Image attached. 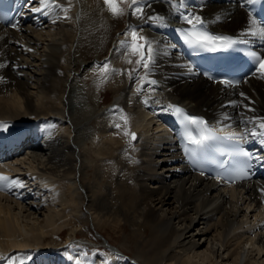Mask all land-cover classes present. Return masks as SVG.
Wrapping results in <instances>:
<instances>
[{"label":"bare ground","instance_id":"6f19581e","mask_svg":"<svg viewBox=\"0 0 264 264\" xmlns=\"http://www.w3.org/2000/svg\"><path fill=\"white\" fill-rule=\"evenodd\" d=\"M244 1L137 0L143 18L132 14L135 5L130 7L129 39L115 42L106 73L97 66L101 74L95 83H108L109 90L102 93L83 80L94 72L89 61L78 71L77 45L82 16L99 15L106 9L103 2L58 0L69 9L64 13L55 7L36 12L39 0H28L30 9L18 24L0 25V122L47 139L46 146L34 142L15 161H0V175L9 178L0 191V264L25 249H58L55 238L66 228L77 238L85 213L102 231L130 230L135 245L132 255L112 245L95 249L91 264H264V175L228 190L193 172L180 153L176 131L163 125L162 113L163 108L187 106L215 125L261 133V72L239 87L213 84L191 67L177 42L176 27L190 25L185 17H200L216 32L257 42L250 34L233 31L239 22L249 31L253 18ZM133 30L152 48L147 70L130 54ZM78 75L89 103L100 97L89 104L82 96L85 116L80 127L73 109ZM109 92L114 100L107 105ZM57 178L66 196L61 199L57 190L51 194L49 189V196L39 202L29 199L26 188L48 187ZM39 213L42 219L33 224L23 219ZM82 248L88 258L90 248ZM74 255L58 264H79ZM45 260L43 256L40 264Z\"/></svg>","mask_w":264,"mask_h":264},{"label":"rangeland","instance_id":"374dc122","mask_svg":"<svg viewBox=\"0 0 264 264\" xmlns=\"http://www.w3.org/2000/svg\"><path fill=\"white\" fill-rule=\"evenodd\" d=\"M95 2L99 4V2L102 3L103 0H95ZM130 2H131V0H129V3ZM120 6L124 9L125 14L123 16L114 17L107 10V7L105 6L106 9L105 8H104L105 10L102 9L99 15H96L95 11H93L95 13L94 15H96V16H91V17L82 16V18L80 20V33H79L80 39H79V42L77 45L78 52H79V61L77 63V69H78V71L81 72V69H82L81 65L84 61L85 62L89 61L90 66L91 65L94 66V72L90 74V77H92V78H90V79L83 78V80L87 83V85L92 90H94L98 93H102L103 91L109 90V89H107L108 83L106 84V87L101 86L99 83H97V84L95 83L96 80H98L99 75L101 74V71L99 68L103 69V66L105 64H107L109 66L110 58L107 56L111 52L112 48H114L112 46L115 45L116 41H118L119 39H121L122 41L124 39H127V38L129 39V37L127 36V35H129L128 26H127V22H128L127 18H128V14L130 11V7L128 4H121ZM239 23H238V26L240 25ZM118 51L119 50H116V52H118ZM123 54H125V53H123ZM136 70H137V66H135V64H134L133 71H136ZM78 76L79 77H76L77 80H74V81L76 82V84L79 87L78 89H80V90L77 89V91L75 93V96H74L75 105H74L73 109L76 110V112H75V116H76L75 124L78 127H80L84 124V120L82 119V117L85 116V110H84L85 105L84 106L81 105V103L85 104L84 103V97L82 98V96H86V100L88 103H89V96H88L87 90L86 89L83 90L85 83H83V81L80 80V75H78ZM78 91H80V92H78ZM109 94H110V96L105 101L106 104H110L114 99L113 94L110 92H109ZM94 96L95 95H92V97H94ZM99 101H100V97L97 98V101L95 103H89V104H96ZM80 105H81V108H80ZM77 107L79 110L77 109ZM59 122H60V120L57 121V123H59ZM83 132L86 133V129H83ZM90 142H91V140L88 141V145H90ZM81 146L86 148L87 151L89 150V147L86 144L81 143ZM18 179L20 180V179H22V177L18 176ZM54 180L57 181V184H59L60 187H62L64 185V183L60 184V179H59V181H58V178L54 179ZM54 180H53V182H54ZM57 184L55 182L54 187L52 186V184H50V186H48V187H41L42 190H44L43 194L40 191V189H36L39 187L36 185L35 186L36 190L33 191L32 193L33 194L36 193V196H39L41 199L39 197L34 198V196H30L29 199L33 198V200L35 202L36 201L39 202L40 200L45 198L46 195L49 196L50 191H51V194H53V192L55 191L54 189L58 186ZM60 187L58 186V190L61 189L63 192L55 191L56 194L58 193L59 198H61L60 195L63 197V195L65 194V190H63ZM49 189H50V191H49ZM65 196H66V194H65ZM37 199H39V200H37ZM65 199H66V197L63 198V200H65ZM59 207H61V206H59ZM33 212H35V211L33 210ZM68 213L70 215L74 216L72 214V212H68ZM85 214H86L85 215L86 216L85 221H84L85 226H84V228L82 226V228L79 229V234H78V237H80V238L82 237V239L85 240V243H87L86 241H88L87 244L94 246L95 245L94 241H99V244H103V242H105V240L107 239L106 242H108V240H109L113 245H116L117 247L121 248L124 252L128 253L129 255H132L134 253L135 245H134L132 236L129 235V233H130L129 229H128L129 231H127L125 233L124 232H115L112 229H109V231H104V230L102 231L98 226L97 227L94 226V224L92 222L91 215L87 214V213H85ZM29 216L23 217V219L29 223H32V224L35 222H38V219L40 220L43 217L41 213L31 214ZM84 229H86V230L84 231ZM74 238H75L74 236L73 237L70 236L69 228H66V230L63 232V234H61V236L55 238V243L56 244L61 243L60 242V240H61V241H67L66 243H64V245L69 244V242L74 240ZM80 238H78V239H80ZM83 246H84V244L82 245V247ZM85 246H87V245L85 244ZM78 247H80V246L73 245V246L69 247V249H71L75 253L74 256L77 259V261L79 260V263H80V261L85 260V261H87L86 262L87 264H91V262H89V261L93 260L92 257H94L93 255L96 254V250L94 249L93 254H90V253L88 254V256L90 255L89 256L90 258L88 257L89 258L88 259L87 257H84L85 254H82V253H84L83 248L80 247L81 249L79 250ZM87 247H89V246H87ZM37 249L38 248H33L32 250H37ZM40 249H43V247ZM26 250H30V249H25L23 251H19L17 253H14L9 258H23V256L25 255L23 252ZM43 250H49V249L44 248ZM89 250H92V249L90 248ZM66 252H70V251H66ZM76 255H78V256H76ZM81 256L84 257L83 260H82ZM85 256H87V255H85ZM83 263L86 264L84 261H83Z\"/></svg>","mask_w":264,"mask_h":264},{"label":"snow or ice","instance_id":"6c2138e0","mask_svg":"<svg viewBox=\"0 0 264 264\" xmlns=\"http://www.w3.org/2000/svg\"><path fill=\"white\" fill-rule=\"evenodd\" d=\"M69 4L71 3V0H68ZM105 6L107 7V10L114 16V17H120L123 16L124 9L120 6L121 4H128L129 7L133 8V15H137L140 18H143V8L141 4L137 3V0H131L129 3V0H103ZM40 3L42 5L41 8H36L34 11L36 12H42L44 8L49 7H55L59 9L61 12L67 13L69 10L67 7L62 5L58 2V0H40ZM150 19H161L160 17H151ZM186 22L190 25H192V30L185 33V43L188 44L192 48L197 49H205L208 51H216L217 48H225V47H231L232 45L243 42L239 41L238 39L228 37V36H217L209 34L207 31H201L198 30L197 25H203V21L200 17H195L194 19H189L185 17ZM257 21L253 19L251 21V25L248 32L242 33L241 35H252L256 36L259 35L262 39H264V28L257 29ZM132 37V44L129 46L130 54L138 57L136 60V64L138 66H141L143 69L147 70L149 68V63L153 62V56H152V48L150 44L145 40L143 37H139L137 32L135 30L131 31L130 33ZM138 41H144V43H139ZM145 45H147L146 51H145ZM255 60L259 61V71L261 72V78H264V59H261L260 57L256 56L255 53L252 54ZM128 63L131 64L132 61L128 60ZM108 65L105 64L103 66L102 71L107 72ZM139 83V80H138ZM150 83H155L154 81H150ZM221 83H225L228 86H231L230 81H222ZM147 103V101H145ZM172 107V106H169ZM174 113L181 117V122L185 125V128L187 129V126L192 125L195 126L199 131V138L193 136L190 131L187 132V140L195 144L197 146V149H203L206 146V143L210 140H216L218 137L213 135L209 129L206 126L205 121L199 118L188 116L183 112L182 109L176 107L173 109ZM125 120V123H127L126 117H121ZM3 127H7V125H4ZM116 127L119 128L120 125L116 124ZM259 127L261 129H264V119L261 120ZM129 133H125V135H128ZM252 135H256L255 132L251 133ZM132 139H135V134H131ZM228 140H235L238 139V137L235 136V134L226 137ZM223 154V153H222ZM236 155L248 157L249 153L247 152H238ZM247 173L244 170V168H239L236 172V177L240 178L243 176H246ZM9 178L3 175H0V191L5 190L6 184L4 182L8 181ZM12 183H19L18 181H13ZM22 186V185H21ZM24 259H31V257L26 258H9L8 264H24Z\"/></svg>","mask_w":264,"mask_h":264}]
</instances>
